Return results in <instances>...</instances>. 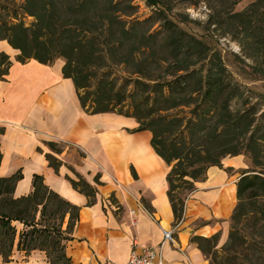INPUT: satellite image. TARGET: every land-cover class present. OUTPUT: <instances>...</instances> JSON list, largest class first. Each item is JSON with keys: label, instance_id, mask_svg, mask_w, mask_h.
<instances>
[{"label": "trees", "instance_id": "16d2710c", "mask_svg": "<svg viewBox=\"0 0 264 264\" xmlns=\"http://www.w3.org/2000/svg\"><path fill=\"white\" fill-rule=\"evenodd\" d=\"M132 1L0 0V40L18 51L15 59L20 62L62 59V74L73 81L85 111L131 116L136 130L151 133L153 150L169 166L167 196L174 224L183 217L188 193L205 180L209 167H223L228 156L250 159L252 164L239 170L238 201L228 219L227 239L222 242L219 231L208 237L191 235L190 242L209 264H246L241 254L249 248L260 253L257 260L264 264V107L250 103L220 53L179 28L158 7L159 0H145L152 12L146 18L126 19L134 14ZM26 16L32 17L28 25ZM227 16L252 50L253 73L264 78V0ZM157 22L160 27L153 28ZM130 61L136 76L128 90L125 83L117 85L111 68ZM11 62L0 51L1 80ZM152 63L163 67V73H152ZM47 158L51 166L58 165L52 155ZM18 176L0 177L3 261H9L17 237V249L44 250L47 264H71L64 245L78 207L50 190L40 175L33 176L30 193L14 196ZM71 184L92 200L95 187L85 179H71Z\"/></svg>", "mask_w": 264, "mask_h": 264}, {"label": "crops", "instance_id": "0c3cea01", "mask_svg": "<svg viewBox=\"0 0 264 264\" xmlns=\"http://www.w3.org/2000/svg\"><path fill=\"white\" fill-rule=\"evenodd\" d=\"M0 51L12 61L0 79V177L19 175L14 196L30 193L33 176L40 175L50 190L78 207L64 245L71 264H126L132 248L160 243L162 229L175 224L167 196L169 166L153 150L151 133L136 130L131 116L85 111L73 81L62 74L63 61H17L18 51L5 40ZM47 154L58 161L56 167ZM249 166L244 155L228 156L223 167H209L205 180L195 183L176 223L175 242L163 246L164 264H209L190 236L221 231L227 238L239 170ZM78 177L95 187L92 200L72 186ZM200 220L209 222L199 225ZM47 262L44 250L17 249V237L9 261L0 255V264Z\"/></svg>", "mask_w": 264, "mask_h": 264}, {"label": "rangeland", "instance_id": "374dc122", "mask_svg": "<svg viewBox=\"0 0 264 264\" xmlns=\"http://www.w3.org/2000/svg\"><path fill=\"white\" fill-rule=\"evenodd\" d=\"M253 1L255 0H159L158 7L164 9L166 16L179 28L203 40L212 50L219 52L225 65L242 84L245 97L249 98L251 104L259 102V107H264V78L253 73L252 50L244 42L241 32L230 24L227 16L232 11L246 8ZM132 2L135 6L134 14L126 19H143L152 13L151 7L147 6L145 0H133ZM31 21L32 17L24 18L27 25ZM159 27V22L153 25V28L158 29ZM59 61L62 59L57 60ZM135 68V64L131 61L114 65L111 71L117 76V85L125 83L128 85L127 89H131L130 81L136 76L132 73ZM151 69L152 73H163V67L155 63H152ZM91 80H94L93 76ZM236 106H240V103ZM121 107L125 111L127 102ZM248 161L251 165L250 159ZM226 239H222V242ZM241 256L246 264H262V260H257L260 253L251 248L243 251Z\"/></svg>", "mask_w": 264, "mask_h": 264}, {"label": "built area", "instance_id": "2783aa9c", "mask_svg": "<svg viewBox=\"0 0 264 264\" xmlns=\"http://www.w3.org/2000/svg\"><path fill=\"white\" fill-rule=\"evenodd\" d=\"M177 224L168 229H162V240L157 245L142 246L139 250L132 248L126 264H164L163 246L175 242L174 231Z\"/></svg>", "mask_w": 264, "mask_h": 264}]
</instances>
